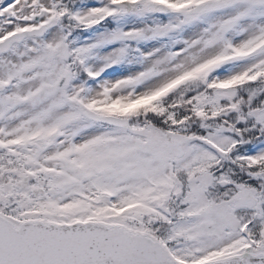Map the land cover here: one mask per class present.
Listing matches in <instances>:
<instances>
[{
  "label": "snow or ice",
  "instance_id": "6c2138e0",
  "mask_svg": "<svg viewBox=\"0 0 264 264\" xmlns=\"http://www.w3.org/2000/svg\"><path fill=\"white\" fill-rule=\"evenodd\" d=\"M0 264H264V0H0Z\"/></svg>",
  "mask_w": 264,
  "mask_h": 264
}]
</instances>
